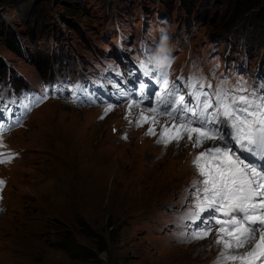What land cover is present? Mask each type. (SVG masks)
Listing matches in <instances>:
<instances>
[{"label": "rangeland", "instance_id": "1", "mask_svg": "<svg viewBox=\"0 0 264 264\" xmlns=\"http://www.w3.org/2000/svg\"><path fill=\"white\" fill-rule=\"evenodd\" d=\"M162 34L172 79L213 92L264 84V0H0V101L48 79L119 73L161 55ZM105 108L47 97L0 137L14 156L0 164V264H215V229L193 240L203 225L187 218L202 149L157 144L166 118L148 136L150 124L135 125L141 108ZM101 154L121 166L114 182L115 163L83 166Z\"/></svg>", "mask_w": 264, "mask_h": 264}, {"label": "snow or ice", "instance_id": "2", "mask_svg": "<svg viewBox=\"0 0 264 264\" xmlns=\"http://www.w3.org/2000/svg\"><path fill=\"white\" fill-rule=\"evenodd\" d=\"M141 70L144 76L150 74L143 65ZM154 79L155 90L137 77L130 90L118 88L117 96L124 98L129 114L133 108L142 109L135 125L150 124L148 136H156V126L167 117L157 144L178 147L186 138L193 149H202L192 160L197 178L187 218L199 220L203 227L197 226L191 239H205L215 229L214 243L221 246L215 264H264V84L257 86L259 92L244 85L231 90L220 85L209 92L205 87L213 85L195 76L178 77L180 83L170 81L166 73ZM146 99L150 105L142 108ZM114 107L109 103L105 114ZM8 130L0 125V136ZM13 158L9 155L0 163ZM3 185L0 180V190Z\"/></svg>", "mask_w": 264, "mask_h": 264}, {"label": "bare ground", "instance_id": "3", "mask_svg": "<svg viewBox=\"0 0 264 264\" xmlns=\"http://www.w3.org/2000/svg\"><path fill=\"white\" fill-rule=\"evenodd\" d=\"M76 154V153H75ZM67 155V154H66ZM62 156H63V154H62ZM68 157V156H67ZM62 158V157H61ZM64 158V157H63ZM91 159V158H90ZM68 160H69V157H68ZM74 160V159H73ZM67 161V160H66ZM65 161V162H66ZM71 161V160H70ZM62 162V161H61ZM89 162H91L90 164H89ZM70 163V162H69ZM76 163V162H75ZM113 163H115L116 164V171H115V175H114V178H113V182L116 180V178H117V176H118V173H119V171H120V168H121V166H120V164H118L117 162H116V160H113V158L109 155V154H101V155H99L98 157H94L92 160H89V161H85V163H83L84 165L83 166H85V164H88L89 165V167H91L92 166V169H93V171H91L90 173H91V175H92V173L95 171V170H100L99 168L100 167H102V166H105V167H107L108 165H109V167H111L112 166V164ZM122 164V163H121ZM72 165V164H71ZM70 164H69V166L68 167H70L71 166ZM76 165V164H75ZM74 167V166H73ZM72 167V168H73ZM72 168H70V169H72ZM69 169V170H70ZM76 170V169H75ZM108 170H109V168H108ZM74 171V170H73ZM72 173V172H71ZM71 173H69V174H71ZM81 173H79V171H77V172H73L72 174H71V180H76V182H78L79 180H81ZM78 184H77V186L76 187H74V188H77V190H78ZM112 189V188H111ZM65 194H67V195H69V193H65ZM65 201V200H64ZM28 237V236H27ZM23 238H26V236L25 237H20V241L21 242H23V243H25L26 242V240H24ZM7 250V249H6ZM4 251L3 252V256L7 259V258H10L11 256H10V254L9 253H7V251Z\"/></svg>", "mask_w": 264, "mask_h": 264}, {"label": "clouds", "instance_id": "4", "mask_svg": "<svg viewBox=\"0 0 264 264\" xmlns=\"http://www.w3.org/2000/svg\"><path fill=\"white\" fill-rule=\"evenodd\" d=\"M161 40H162V46L160 47L159 51L161 55H156L152 58L151 63L155 70L158 72L164 73L167 71L168 66L172 63L171 60V47L169 46V36L167 34H162L161 35ZM8 152V151H7Z\"/></svg>", "mask_w": 264, "mask_h": 264}, {"label": "trees", "instance_id": "5", "mask_svg": "<svg viewBox=\"0 0 264 264\" xmlns=\"http://www.w3.org/2000/svg\"><path fill=\"white\" fill-rule=\"evenodd\" d=\"M79 225H80V228H82V230H83V232H84V228H86L87 227V225L86 224H83V222L81 221V222H79ZM88 235H92V236H95V234L94 233H88ZM96 237V236H95Z\"/></svg>", "mask_w": 264, "mask_h": 264}]
</instances>
